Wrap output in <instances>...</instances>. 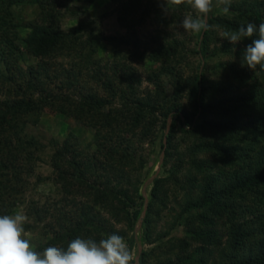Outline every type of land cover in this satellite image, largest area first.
<instances>
[{"label":"trees","instance_id":"16d2710c","mask_svg":"<svg viewBox=\"0 0 264 264\" xmlns=\"http://www.w3.org/2000/svg\"><path fill=\"white\" fill-rule=\"evenodd\" d=\"M54 1L0 0V35L6 34L11 45L4 51L7 53L19 41L38 60L36 66L24 69L17 66L20 53H15L12 60L2 59L3 64H8L11 69L15 66L18 70L10 80L14 84L12 94L0 103V215L9 214V208L15 204L13 197L18 193L15 183L20 180L21 171L18 168L22 159L20 153L23 148L33 145L18 134L23 131L26 119L46 106L92 126L96 130L97 148L91 154L68 149L66 154L69 158L65 161L57 153L54 156L56 187L70 208L67 211L57 209L52 213H48L46 208H35L37 216L44 211L41 214L52 217L56 228L54 235L37 245L36 250L42 251L49 245L66 247L76 237L99 240L115 233L126 237L130 248L141 245L138 264H211L214 261L215 264H264V164L256 169L251 166L244 171H237L233 168V163H229L231 170L226 171V176L217 168L220 158L225 161L232 152H236V149L217 150L219 146H226V143H222L225 140H250L248 146H258V153L263 152L264 155V72L257 71L250 75L245 68L241 71L239 69L243 63L245 44L250 41L232 45L222 37L224 30L237 29L249 21L257 25L264 23V0H229L230 10L227 13L222 10L223 0H213L207 20L209 28L203 30L201 39L196 42L197 49L193 50L196 68L204 63L203 69H198L183 83L177 78L176 72L177 83L172 84L174 96L165 97L162 104L157 103L160 98L157 93L139 96L130 91L128 100L121 101L118 107L109 106L105 109L104 101L95 93H89L86 99L75 101L66 94L54 93L48 89L53 78L61 76L51 61L63 53H66L65 56H72L78 53V47H84L87 48V56L84 53L86 64H91L84 65L82 69L90 77L88 80L98 89H105L111 92L112 97L115 96L110 84L113 76L107 77L106 68L100 70L97 68L100 65L90 61L96 43L100 40V32L94 27L93 21L79 20L76 26L63 30L59 24L62 14L71 13L74 16L80 11L68 8L67 0H64L62 12ZM113 1L119 5L117 19L122 24H133L136 17L141 19L147 12V9L141 10V0ZM20 3L32 6L34 13V19L26 23L28 31L25 35L19 31L22 27L13 22L16 19L13 9L16 5L20 6ZM10 34L13 35L12 39L9 38ZM252 38H256V34ZM211 41L221 42L216 58H228L221 65L227 72L222 75L223 80L220 82L208 81L204 72L210 59ZM179 53L176 46L170 45L169 49L160 48L150 56L155 63L165 65L170 64L173 58L180 60ZM110 70L117 76V65L111 66ZM161 73L167 74L163 69ZM79 74H67L64 86H77L71 79H76ZM5 78L0 75L1 84H7ZM184 91L192 107L190 113L183 112L177 106L178 96ZM229 106L241 109V113L234 115L231 122L209 121L212 130H215L214 125L219 127L223 123L221 128L224 131L218 133L219 139L208 143L186 142L188 149L182 159L187 158L185 160L189 169L194 170L200 179L188 178V193L183 199L182 212L177 215V221L185 228L184 237L172 242L171 239L164 240L165 236L155 231L160 212L166 206L163 203L166 190L162 184L164 181L160 178L153 180L138 236H128L134 230L145 203L138 187L129 189L123 184L124 178L129 176L127 168L132 169L137 164L127 152L129 135L134 136L138 130L141 136H148L154 128L159 127L161 139L165 140L158 144V151L166 147L164 158L167 160L175 130L179 129L181 138L188 140L194 136V131L205 126L208 115L217 114V107L225 110ZM197 114L203 116V119L194 120ZM170 115L173 119L166 133L167 118ZM226 128L231 132H227ZM244 130L250 133L249 137L243 133ZM224 134L226 138L223 137ZM202 152L212 154L211 158H198ZM182 159L176 170L179 166L182 167ZM238 160L243 161V155L238 156ZM261 161H264V157ZM142 163L140 166H143ZM96 170L100 172L95 173ZM75 195L84 196L86 200L77 201ZM106 214L108 219H105ZM215 216L218 218L215 219ZM237 216H240L238 224ZM41 219L44 220L45 217ZM219 219L223 222L222 234L216 229L214 221ZM194 224L197 226L194 227ZM226 234L227 248L213 253L211 247H223L221 237ZM190 242L198 244V247L189 249ZM175 247V257L167 256Z\"/></svg>","mask_w":264,"mask_h":264},{"label":"rangeland","instance_id":"374dc122","mask_svg":"<svg viewBox=\"0 0 264 264\" xmlns=\"http://www.w3.org/2000/svg\"><path fill=\"white\" fill-rule=\"evenodd\" d=\"M141 1V10L147 9V12L141 19L136 17L133 22L135 25H133L122 24L117 19L119 5L113 0H67L66 6L70 9H78L80 13H76L75 17L71 13H63L59 24L63 30H68L76 26L79 20L91 19L93 21L94 27L100 32V40L96 43L95 52L90 61H95L100 65L97 66L100 70L106 68L108 70L107 77L109 75L113 76L110 84L112 89L114 88L115 96L112 97L111 92L105 89H98L91 80H88L90 77L87 76L86 70L82 69L84 65L91 64H86L84 53L86 54L87 48L84 47L77 48V52H80V54L76 53L68 57L65 56L66 53H63L51 61L52 66L59 70L61 76L53 78L48 89L53 90L54 93L66 94L69 99L75 101L86 99L89 93H95L104 101V109L109 106L118 107L121 101L129 99L128 93L130 91H134L139 96L157 93L160 97L157 103L162 104L165 102V97L174 96L172 84L177 83L176 72L178 73L177 78L181 79V83H183L185 79L191 78L198 69H203L204 63L200 68H196V57L193 53V50L197 49L196 42L201 39L203 31L200 33L186 32L180 28L179 24L185 16L196 15L190 6V0H179V2L177 0ZM54 2L64 12V6L62 7L64 0H55ZM13 11L17 19H14L13 22L22 27L19 28V31L25 35L28 31L25 28L26 23L34 19L32 6L20 3V6L16 5ZM9 38L12 39L13 35L10 34ZM84 39L85 36L82 40ZM220 44V41L215 43L211 41L209 45L210 59L204 68L208 81L220 82L223 80L225 72H227L226 68L221 65L226 63L228 58L226 56L216 58ZM170 45L177 47L180 52V60L176 61L173 58L170 64L165 65L162 63L157 64L151 60L150 55L154 51L157 52L160 48L169 49ZM10 46L8 36L6 34L5 36L4 34L0 35V75L5 76V79H7V84L0 83V103L8 98L9 94H12L14 84L10 80L11 77L13 78L12 74L18 70L15 66L11 69L8 64H3L2 59L9 58L12 60L15 58V53H20L17 66L27 69L30 66H36L38 63V60L24 49L21 42L17 41V45L13 44L14 47L6 53L4 50H8ZM114 65H117L118 68L117 76H114L110 70V67H114ZM174 65L176 66L175 69L173 68ZM216 65L218 68H216ZM163 66L165 68H162ZM234 68L236 69V67ZM244 68L250 75L257 72L249 70L246 66H241L239 69L241 71ZM161 69L165 70L167 74H162ZM74 72L76 74L80 72L76 79H71L72 83H77V86H64L65 76ZM129 86L133 87L132 90ZM176 102L183 112H191L192 107L189 105L186 91L178 96ZM239 110L241 109L231 106L226 107L225 110H220V107H217V114L214 116L208 115L204 122L205 126L201 127L199 131H194L192 133L194 138L190 137L188 140L181 138L182 135L179 129L175 130V138L171 141V149L167 160L164 158L166 147L158 151V144L160 141L164 142L165 140L164 138L161 139L159 127L154 128L148 136H141L138 130L134 136L129 135V138H127V152L133 156L137 164L132 169L127 168V175L129 176L124 178L123 184L129 189L135 186L138 187L145 203L141 216L135 223L134 230L128 233V236H138L153 180L160 178L163 179L164 183L162 184L166 190V195L163 196V203L166 206L160 212L155 231L156 233H162L165 236L164 240L171 239L172 242L184 237L185 228L177 221V215L182 212L183 199L188 193V178L200 179V176L196 175L194 170L189 169L190 166L185 160L187 158L182 159L183 154L187 153L188 149L186 142L189 144H192L191 142L208 143L214 141V139H219L218 133L224 131L223 127L221 128L223 123L219 127L214 125L215 130H212L209 121H217V123H220L218 122L220 120L224 123L231 122L234 115L241 113ZM172 119L173 116L171 115L167 118L166 133L169 131ZM198 119H203V116L197 114L194 120ZM177 127L179 128V123H177ZM226 131L231 132L229 128H226ZM95 132L96 130L92 126L85 125L74 117L58 113L54 108L46 106L39 113L28 117L23 131L19 132V137H22L24 141H30L33 145L21 150L22 159L18 165L21 170L19 171L20 180L15 183L18 193L13 197L15 204L12 208H9L10 212L8 213L15 214L18 212L27 217L24 224L25 235L35 248L51 238L56 230L53 225V218L47 214H41L44 211H41L39 216H44L45 219L39 218L35 213V208L38 210L39 208H46L48 213H52L57 209L67 211L70 208V206H67L68 202L64 199L63 194L56 187V172L53 166L54 156L57 153L65 161L66 158H69V155L66 154L68 149H74L83 154L93 153L97 148ZM243 133L248 137L250 136L247 130H244ZM225 136L224 134L223 137ZM236 141L237 139H233L231 142L225 140L222 143H226V146L224 148L219 146L217 149H223V151L236 149V152H232L231 156L227 158L228 160L224 161L220 158L217 162L218 171L222 172L223 176H226L227 170H231L229 163H233V168L237 171H244L251 166L256 169L264 164V161H261L264 155L263 152L258 153V146L254 145L253 148L248 146L250 140L247 139ZM199 155L198 158L201 159L206 157L210 159L212 156L208 152H202ZM240 155H243V161L238 160ZM181 159L182 167L179 166L178 171L176 167H178ZM141 162H143V166H140ZM98 172L95 171V173ZM109 174L111 175V173ZM175 177L176 181H174ZM166 179H169V181L167 182ZM75 199L77 201L86 200L81 195H75ZM239 217L237 216V224ZM108 218L109 216L106 214L105 219ZM214 218L217 219L218 217L215 216ZM214 221H216V229L222 234L224 229L222 220ZM241 221L243 220L241 219ZM193 226L196 227L197 224ZM227 236L226 234L221 237L223 247L218 245L211 247L213 253H218L221 248H227L225 243ZM125 238L123 237L126 241ZM196 247H198V244L190 242L189 249ZM129 249L135 254L134 264H138L141 245L138 244L136 248L129 247ZM176 251L177 248L175 247L173 252L168 253L167 256L175 257ZM211 264H215V261Z\"/></svg>","mask_w":264,"mask_h":264},{"label":"clouds","instance_id":"9594fccd","mask_svg":"<svg viewBox=\"0 0 264 264\" xmlns=\"http://www.w3.org/2000/svg\"><path fill=\"white\" fill-rule=\"evenodd\" d=\"M179 2V0H177ZM196 15H187L180 22L186 32L207 30L208 14L213 0H190ZM222 10H230L228 0H223ZM256 34V38H252ZM223 40L232 45L250 41L243 50V63L249 70L264 72V23L247 22L234 30H224ZM27 217L21 213L0 215V264H134V253L118 234L105 238L76 237L66 247L49 245L38 251L26 238L24 224Z\"/></svg>","mask_w":264,"mask_h":264}]
</instances>
